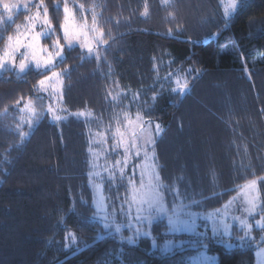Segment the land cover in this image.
I'll return each mask as SVG.
<instances>
[{
	"label": "trees",
	"instance_id": "16d2710c",
	"mask_svg": "<svg viewBox=\"0 0 264 264\" xmlns=\"http://www.w3.org/2000/svg\"><path fill=\"white\" fill-rule=\"evenodd\" d=\"M67 2L94 9L105 37L111 36L101 61L82 57L78 47L66 48V63L57 70L69 73L63 95L69 112L90 111L108 121L114 103L106 90L115 84L124 100L139 93L134 111L164 127L156 145L161 178L203 201L193 205L195 211L220 208L247 180L264 177V0H245L227 22L220 0H171L167 6L162 0ZM44 4L61 35L64 0ZM145 4L147 17L141 15ZM29 14L20 12L12 27L0 31V49ZM177 69L193 70L185 95L172 92L174 85L164 79ZM40 79L35 70L22 78L15 72L0 77V264H188L195 252L166 257L152 251L149 238L121 243L93 218L88 122L72 117L57 125L45 117L19 143L18 107L35 100ZM259 183L264 201V180ZM253 231L255 242L243 246L234 225L232 247L227 238L208 236L206 250L218 264H256L264 231ZM152 233L158 241L193 238L170 234L165 220Z\"/></svg>",
	"mask_w": 264,
	"mask_h": 264
},
{
	"label": "snow or ice",
	"instance_id": "6c2138e0",
	"mask_svg": "<svg viewBox=\"0 0 264 264\" xmlns=\"http://www.w3.org/2000/svg\"><path fill=\"white\" fill-rule=\"evenodd\" d=\"M170 2L171 0H162L165 6ZM244 2L245 0H220L226 22L242 9ZM62 7L64 15L60 25L61 35L57 36L48 18V8L44 0L32 3L31 6L26 2L0 0V31H7L12 27L14 11L30 12L33 8L36 9L34 16L27 17L29 23L25 26L26 31L21 33L20 25H16V34L8 35L3 49H0V75L15 72L17 77L22 78V74L26 76L28 72L35 70L43 76V79H40L34 86L37 93L35 101L30 97L23 107L19 108L21 113H26L21 116L20 123L14 129L20 144H23L30 136L33 125L43 118L45 112L51 117L53 123L67 120L68 116L83 118L85 121L93 116L90 111L73 113L63 106L64 78L69 73L67 70L62 73L57 69L66 63L65 47L71 51L78 46L84 50L82 57L95 58L99 61L100 50L108 43L111 36L105 37L102 27L98 26V16L94 9L91 10V24L89 25L84 4H74L70 8L67 0H64ZM73 8H78L82 23L77 21ZM60 10L61 5L56 4L55 11ZM141 15L144 17L149 15L147 4L144 5ZM33 21L40 22V31H35L36 24ZM42 37L52 41L50 48L41 45ZM0 40H4L3 36H0ZM61 40L64 44H61ZM17 57H19L18 64ZM192 72V69H177L175 73L170 72L164 79L174 85L170 89L172 92L184 95L189 91L188 82ZM163 86V84L160 85L161 88ZM106 91V99L110 97V102L115 104L120 100V92L113 95L110 90ZM39 93H45V95H39ZM138 99L139 93H133V102ZM46 100L48 103H43ZM152 100H156V95L152 96ZM16 104L19 105L20 100H17ZM7 112L8 109L5 108L4 113ZM122 115L123 121L117 119L115 129L110 131L112 141L110 149L105 147L108 145L110 126L104 133L95 134L100 139L90 141V145L96 143L101 147L96 150L89 147L91 159L88 177L93 189V218L99 219L104 231L112 230L120 236L121 243L135 244L140 238H149L152 246L155 247L158 241L151 229L156 222L165 220L166 231L172 234H196L200 227L199 221L203 220L206 222L205 229L210 228L213 238H227L225 241L227 247H232L233 223L238 227L236 239L241 245L255 242V237L252 235L254 226L264 230V201L259 198V181L264 180V177L247 180L238 187L236 195L220 208L202 212L194 211L192 206L200 205L203 201L182 191L178 183L165 184L161 178L155 157V138L151 131L153 126L150 120H146L139 110L134 118L127 111H123ZM121 123H123V130ZM25 124L28 126L27 131L24 130ZM162 131L160 125L156 124L155 132L159 134ZM12 147H19V145ZM7 151L10 153L11 148ZM101 152L113 155L114 162L108 165L105 160V164L101 165L99 163ZM4 161L10 162L7 154L4 156ZM97 169H102V171H97ZM103 173H107V176L105 177ZM117 180L123 182L125 194L120 197L119 204L109 205L108 201L111 197L105 195L104 183L107 181L111 188ZM215 195L222 194L216 193ZM167 196L171 199H167ZM118 215L122 219H117ZM251 217L258 218L250 222ZM125 229L129 230L128 235L124 234ZM204 236L205 239L198 242L201 243V247L207 248V233ZM69 237L75 242L74 234L69 233ZM172 246L173 241H165L164 250L171 251ZM261 252H264V249ZM202 264H214V262L211 258L205 257Z\"/></svg>",
	"mask_w": 264,
	"mask_h": 264
},
{
	"label": "rangeland",
	"instance_id": "374dc122",
	"mask_svg": "<svg viewBox=\"0 0 264 264\" xmlns=\"http://www.w3.org/2000/svg\"><path fill=\"white\" fill-rule=\"evenodd\" d=\"M12 2H21V3H24V2H26V3H29V6H31V4L32 3H38L39 2V0H12ZM70 8H72V7H70ZM73 11L75 12V15H76V19H77V21L78 22H81L82 23V20H81V17H80V12H77V9L76 8H73ZM20 12H24V11H19V12H16V11H14V13H13V21H14V19H15V17L20 13ZM35 12H36V9L35 8H33L31 11H30V14H29V16H34L35 15ZM85 14L87 15V20H88V23H89V25L91 24V11L90 10H88V11H85ZM41 15H43L42 13H41ZM28 16V17H29ZM49 18V17H48ZM28 20H27V18L23 21V22H21L19 25H20V32L21 33H23V32H25L26 31V25H28ZM33 23H35L36 24V28H35V31H40L41 30V28H40V22L39 21H33ZM98 26H100V24L98 23ZM101 27V26H100ZM28 30H30V29H28ZM16 32H17V29H16V27H15V30H14V32H13V36L16 34ZM105 34V33H104ZM44 39L45 38H41V45L42 46H45V44H44ZM49 48L51 47V45L50 46H48ZM78 47V46H77ZM104 47H106V45H104V46H102V48H101V50H100V54H101V58H100V60L99 61H101L102 59H103V55H104ZM66 48L67 47H65V52H64V54H66ZM78 48H80V47H78ZM81 49V48H80ZM82 50V49H81ZM82 51H84V50H82ZM90 59V58H89ZM19 63V57H17V64ZM60 72H62V71H60ZM63 73V72H62ZM4 75V74H3ZM3 75H0V77L1 76H3ZM22 75H24V74H22ZM189 82H190V79H189ZM189 82H188V85H189ZM64 90H65V82H64V84H63V95H64ZM111 92L113 93V95H115L117 92H120L121 93V98H120V100L118 101V102H116L115 104H114V107H113V114L111 115V118L108 120V121H102L101 119H97V117H95V115H93L92 117H89L88 119H87V121L86 122H88V124H89V134H88V136H89V140L91 141V140H94V139H100V137H97L95 134L96 133H104L105 132V130L106 129H109V126H110V129H109V138H108V145H106L105 147H107V148H109L110 149V147H111V143H112V141H111V136H110V131H112V130H114L115 129V127H116V120L117 119H119V120H121V121H123V115H122V112L123 111H127L128 113H129V115H131L133 118L135 117V114H136V112L137 111H134V109H133V107H132V103H133V100H132V98L131 99H129V100H124V98H123V92L120 90V87H118V88H116V86H115V84H114V87L111 89ZM39 95H45V93H39ZM185 95V94H184ZM35 101V100H34ZM109 101H110V98H109ZM121 102H125V105L124 106H120L119 104L121 103ZM26 103V102H25ZM25 103H23L21 106H19L18 107V110H19V108L20 107H23V105L25 104ZM43 103H45V104H47L48 103V101L46 100V101H44ZM62 104H63V106H64V100L62 101ZM20 112V111H19ZM24 115H26V113H21L20 112V116H19V118H21V116H24ZM142 115V114H141ZM49 118V120L51 121V117L45 112L44 113V116H43V118L42 119H44V118ZM73 116H68V119L67 120H64V121H60V122H57V123H55V124H57V125H60V124H62L63 122H67L69 119H71ZM76 118V117H75ZM41 119V120H42ZM80 119H82V120H85V119H83V118H80ZM40 120V121H41ZM147 120V119H146ZM39 121V122H40ZM38 122V123H39ZM151 122V124H152V129H151V131H152V134H153V136H154V138H155V157H156V162L158 163V159H157V153H156V145H157V142H158V140L162 137V135H163V131L162 132H160L159 134H157L156 132H155V125L156 124H159V123H155V122H152V121H150ZM38 123H36V124H34L33 125V129H32V131L34 130V128L36 127V125L38 124ZM160 125V124H159ZM160 127L162 128V129H164V127L162 126V125H160ZM121 129L123 130V123H121ZM24 130L25 131H27L28 130V126H27V124H25L24 125ZM32 131H31V133H32ZM31 135V134H30ZM30 137V136H29ZM28 137V138H29ZM94 150H96V149H98V148H100L101 147V145H98V144H96V143H92L91 145H90ZM89 146V147H90ZM88 152H89V150H88ZM90 159H91V154L89 153V165H90ZM114 159H115V157L113 156V155H108V154H106V153H104V152H101V157H100V160H99V163L101 164V165H104L105 164V160H107V163H108V165H111L113 162H114ZM130 170V169H129ZM97 171H102V169H97ZM159 171H160V169H159ZM103 175L106 177L107 176V173H103ZM161 175V174H160ZM122 184H123V182H121L120 180H117V181H115V183L113 184V186L110 188L109 187V184L107 183V181H105V183H104V192H105V195L106 196H109V197H111V199L108 201V203H109V205H111L112 203H116V204H119V202H120V197H122L125 193H124V188H123V186H122ZM92 188V187H91ZM93 190V189H92ZM167 199H171V197L170 196H167L166 197ZM259 198H260V200L261 201H263L262 200V195H261V191H260V183H259ZM193 207V206H192ZM237 208H238V206H237ZM193 210L195 211V209H194V207H193ZM258 217H251V218H249V220H250V222L253 220V219H257ZM98 219V218H97ZM117 219H122V217H120L119 215L117 216ZM98 221H99V219H98ZM161 221V220H160ZM100 222V221H99ZM205 221H203V220H200L199 221V225H200V227L197 229V233L196 234H192V233H176V234H173V235H181V234H188V235H191V236H193V238H188V239H184V240H176V239H174V240H167V241H173V246H172V250L171 251H165L164 250V243H165V241H158V243H157V246H155V247H153L152 246V244H151V249H152V251L154 252V251H157V252H159V253H161L162 255H164V256H169V255H172V254H174L175 252H177V251H179V250H182V249H185V248H187V247H191V246H196V245H198V241L199 240H203V239H205V236H204V234L205 233H207V237L209 236V237H211V238H213L212 236H211V232H210V228L209 229H205ZM234 225H236L235 223H233V227H234ZM253 229H256V227L254 226V228ZM258 229V228H257ZM108 231H112V230H108ZM125 231H129V230H127V229H125L124 230V232ZM151 231H152V229H151ZM232 231H233V229H232ZM264 231V230H263ZM170 233V232H169ZM170 234H172V233H170ZM252 235L253 236H255V233H254V231L252 232ZM226 238V237H225ZM251 243V242H250ZM249 244V243H248ZM70 245L72 246V247H75L76 245H77V239H76V237H75V242H73V240L71 239L70 240ZM246 245V244H245ZM252 245H254V244H252ZM70 246V247H71ZM244 246V245H243ZM262 249H264V247H259V248H257V250H256V264H264V252H261V250ZM258 253H261V254H259L258 255ZM205 257H207V258H211L212 259V261L214 262V264H218V257L217 256H214V255H211L209 252H208V250H206V249H201V250H199V251H197V252H195L192 256H189L188 258H187V263L188 264H202V262L204 261V259H205Z\"/></svg>",
	"mask_w": 264,
	"mask_h": 264
},
{
	"label": "water",
	"instance_id": "95a60500",
	"mask_svg": "<svg viewBox=\"0 0 264 264\" xmlns=\"http://www.w3.org/2000/svg\"><path fill=\"white\" fill-rule=\"evenodd\" d=\"M201 249H207V248H204V247H201V246H192V247H187L185 249H182V250H179L177 252H175L174 254L170 255L169 257H175L177 255H182V254H185L187 252H197Z\"/></svg>",
	"mask_w": 264,
	"mask_h": 264
}]
</instances>
